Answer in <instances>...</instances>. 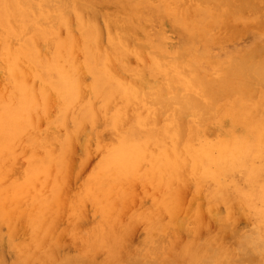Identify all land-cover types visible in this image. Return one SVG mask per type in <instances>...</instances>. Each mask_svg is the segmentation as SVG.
I'll list each match as a JSON object with an SVG mask.
<instances>
[{
    "label": "bare ground",
    "instance_id": "obj_1",
    "mask_svg": "<svg viewBox=\"0 0 264 264\" xmlns=\"http://www.w3.org/2000/svg\"><path fill=\"white\" fill-rule=\"evenodd\" d=\"M100 2L110 10L101 11ZM140 19L152 24L143 35ZM247 19L256 34L235 42L234 24ZM162 27L176 35L173 44ZM126 52L148 56L152 83L119 77L113 62ZM83 71L91 75L85 86ZM0 76V199L7 193L11 201L0 200V214L32 234L12 247L9 264H91L83 248L55 261L36 230L58 216V207L71 206L50 161L85 125L98 145L105 141L106 173L142 170L146 179L191 182L203 188L208 205L224 203L230 218L242 211L252 225L230 243L220 228L205 243L177 238L172 251L159 242L127 251L118 263L264 264V0H0ZM52 103L56 118L37 129ZM22 147L30 151L25 158L15 153ZM11 172L10 182L4 176ZM170 194L157 209L171 204ZM92 197L102 220L118 219L103 193ZM219 221L231 225L229 218Z\"/></svg>",
    "mask_w": 264,
    "mask_h": 264
},
{
    "label": "rangeland",
    "instance_id": "obj_2",
    "mask_svg": "<svg viewBox=\"0 0 264 264\" xmlns=\"http://www.w3.org/2000/svg\"><path fill=\"white\" fill-rule=\"evenodd\" d=\"M100 8L101 11H109L111 6L100 2ZM137 13L140 14L141 9ZM99 21H102V16L99 17ZM140 21L142 27H139L137 33L143 35L152 28V24L144 19ZM71 27L76 34L73 22ZM59 31L61 36L65 35L64 28ZM232 32L235 42L243 43L257 31L254 21L247 19L236 21ZM162 34L165 35L168 44L175 42L176 35L170 29L162 27ZM231 44H233L231 40L223 42L225 46ZM104 45L105 37L102 36L101 47L103 48ZM150 65L147 55L137 59L131 52L124 53L121 59L113 62V68L118 71L119 77L129 82H138L139 86L153 82ZM134 71H141L144 79L139 81ZM90 81V73L83 71V86L88 85ZM146 87L140 88L146 89ZM91 101L95 107L101 104L100 99L94 96L91 97ZM56 114L57 108L52 103L46 108L45 118L38 120L35 127L39 130L49 127V121L54 120ZM93 137L90 126L85 125L71 141L69 149L50 161L53 165V175L55 176L57 172L59 190L65 192V198L71 204V206L58 207L54 211L58 213L55 219L51 218L36 227L44 245L52 247L55 261H59L62 257L73 256L83 248L84 261H89L91 264H121L118 263V259L124 256V253L133 254L140 247L163 242L173 251L174 244L171 245L170 242L174 239L178 238L177 243H186V245L189 244L188 241L205 243L210 235L215 236L220 228L223 230L221 235L224 241L230 243L234 234L251 228L249 217H246L242 211L237 210L231 218L228 217L227 206L224 203H217L211 207L207 204L203 188H196L191 182L146 179L142 170L131 171L121 177L106 173L100 167L105 155L103 146L105 141L98 145ZM104 140L107 144L110 142V136ZM15 153L25 158L30 151L22 147L16 148ZM59 156L61 157L58 158ZM22 158L20 160L25 164ZM4 177L10 182L15 178L12 172ZM168 192L171 194L165 200L171 204L165 209H157L155 203L166 198L163 195ZM102 193L107 199L109 208L118 213V219L102 220L103 215L92 197L93 194ZM77 199L80 203L76 204ZM0 200L2 203L11 204L7 193ZM11 210L14 214L21 212ZM146 211L149 218L145 214ZM28 212H36V210ZM72 212L80 214V217L72 221L67 219L66 214ZM3 213L4 210L0 214V257L5 264H9L15 260L12 247L29 243L32 234L30 229H27V225L21 221L13 224L4 221ZM138 214L147 219L137 217ZM221 218H229L231 225L222 228L219 221ZM111 252L113 256H110Z\"/></svg>",
    "mask_w": 264,
    "mask_h": 264
}]
</instances>
